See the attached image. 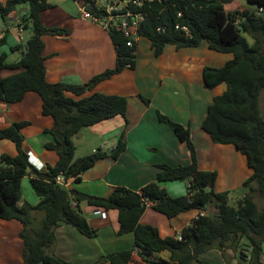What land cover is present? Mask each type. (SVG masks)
Wrapping results in <instances>:
<instances>
[{
  "label": "trees",
  "instance_id": "obj_1",
  "mask_svg": "<svg viewBox=\"0 0 264 264\" xmlns=\"http://www.w3.org/2000/svg\"><path fill=\"white\" fill-rule=\"evenodd\" d=\"M166 0L147 7V20L140 34L147 37L160 55L166 45L195 47L203 41L210 49L229 53L233 58L222 66L207 65L203 69L204 85L214 88L225 82L226 90L214 97L202 120L203 129L215 143L233 144L247 158L252 174L244 181L248 188L236 205L230 203V191H216V170H201L198 152L190 128L172 120L158 111V119L168 124L176 136L190 150V161L184 164H158L155 181L146 183L140 190L116 186L107 196L93 195L70 189L56 180L63 174L69 180L81 181L82 174L97 161L109 155L98 148L93 153L76 157V135L85 127L116 115L126 116L128 97L121 94L93 92L85 95L98 82L112 77L125 68L136 67L135 47L127 45L128 37L118 30L109 31L115 45L117 60L113 68L94 75L80 84L50 82L46 78L44 35H65L70 30L59 26H46L40 13L52 6L49 0L0 1V19L9 21L19 13L18 25L30 29L26 42L18 43L12 50H21V59L8 61V54L0 55V71L20 69L8 76L0 75V101L12 104L21 101L28 91L37 92L42 98V112L54 119V125L45 130L51 140L45 143L56 151L58 159L46 170H40L30 161L22 144V128L27 120L13 122L0 128V139L13 141L16 155H0V219H17L23 224L20 236L24 240V264H75L49 253L56 241V228L61 223L76 227L83 235L95 237L97 229L91 226L81 204L86 202L106 210L117 209L118 234L133 232L135 246L102 255L92 264H127L135 250L141 261L135 264H195L199 255L225 247L238 249L245 257V264H264V205L259 207L253 192L264 200V116L261 110V93L264 90V0H246L254 10L231 8L226 5L234 0ZM262 8V9H261ZM21 10V12H19ZM259 12V13H257ZM182 15L179 16L178 14ZM15 23V22H13ZM187 25L189 34L175 26ZM250 38V39H249ZM2 38L0 42H4ZM146 102L150 99L140 95ZM126 149L124 132L119 136L111 156L117 158ZM30 182L40 200L33 205L22 199V179ZM188 179L187 193L173 197L160 183ZM148 205L169 218L191 210L216 211L199 214L191 225L177 236L162 237L157 226L143 224L140 219ZM35 212L42 217L37 222ZM169 250L170 260L158 253ZM247 251L249 253H247ZM240 264H243L240 260Z\"/></svg>",
  "mask_w": 264,
  "mask_h": 264
},
{
  "label": "crops",
  "instance_id": "obj_2",
  "mask_svg": "<svg viewBox=\"0 0 264 264\" xmlns=\"http://www.w3.org/2000/svg\"><path fill=\"white\" fill-rule=\"evenodd\" d=\"M6 1V0H0ZM52 6L40 13L46 26H59L70 30L65 35H44L46 56V78L50 82H68L82 84L94 75L116 65L117 53L110 33L101 25L82 16L76 0H49ZM233 9L254 10L246 0H234L226 5ZM254 8V9H252ZM21 12V10H19ZM19 13L12 14V19H0V55L8 54V61L21 59V50L12 47L24 41V29L18 22ZM15 22V23H13ZM31 34V31H30ZM136 67L125 68L112 77L98 82L88 89L85 95L99 91L108 94H121L128 97L126 116L116 115L107 120L82 129L75 138L76 157L93 153L98 148L109 152L82 174L79 182L69 180L66 186L93 195L107 196L116 186H125L140 190L146 183L155 181L158 164L178 165L190 161V150L172 128L158 119L160 111L172 120L190 128L191 137L198 152V165L201 170H216V191H233L242 187L252 174L246 156L233 144H221L212 141L203 129L202 120L208 106L215 96L222 94L225 82L214 88L204 85L203 69L205 66H222L233 58L232 54L218 52L209 48L203 41L199 46L181 47L168 44L164 51L156 56L151 41L141 36L137 42ZM20 69H3L1 76H8ZM264 90L261 93L263 96ZM140 95L150 99L146 103ZM42 98L35 91H28L25 97L16 103L0 101V128L13 122L27 120L30 123L22 128L23 148L29 154L30 161L40 170L54 165L58 159L56 151L44 145L51 140L45 130L54 125V119L42 112ZM262 115L264 105L261 102ZM124 132L126 149L117 157L111 156L120 134ZM16 155V144L9 139H0V155ZM173 197L187 193L188 179H175L160 183ZM24 185L31 200L23 194ZM30 177L22 179V199L33 205L40 197L31 185ZM244 187V186H243ZM31 191V190H30ZM89 223L97 229L95 237L83 235L76 227L61 223L56 228V241L47 250L66 261L75 264H92L102 255L132 248L135 246L133 232L118 234L119 220L117 209H103L86 202L81 204ZM206 210L191 209L169 218L151 205L141 216L143 224L159 228L162 237L177 236L184 228L191 225L199 214L211 213ZM36 221L41 212L34 213ZM23 224L17 219H0V264H24V240L20 236ZM165 260H170L169 250L158 253ZM238 249L225 247L224 250L210 249L199 255L195 264H240ZM141 261L137 250L127 264ZM110 264V263H105Z\"/></svg>",
  "mask_w": 264,
  "mask_h": 264
},
{
  "label": "built area",
  "instance_id": "obj_3",
  "mask_svg": "<svg viewBox=\"0 0 264 264\" xmlns=\"http://www.w3.org/2000/svg\"><path fill=\"white\" fill-rule=\"evenodd\" d=\"M82 16L107 29L118 30L128 37L127 45L135 47L141 37L140 29L147 20L148 9L153 3L166 0H76ZM92 6V9L90 8ZM262 9V8H261ZM259 13V12H257ZM179 16L182 14L179 13ZM185 34H189L187 25L175 26ZM59 183L67 184L63 174L57 175ZM182 239V234L177 235Z\"/></svg>",
  "mask_w": 264,
  "mask_h": 264
},
{
  "label": "rangeland",
  "instance_id": "obj_4",
  "mask_svg": "<svg viewBox=\"0 0 264 264\" xmlns=\"http://www.w3.org/2000/svg\"><path fill=\"white\" fill-rule=\"evenodd\" d=\"M252 7H254V6H252ZM252 9H254V8H252ZM22 28V27H21ZM22 29H24V28H22ZM24 31H25V33H24V41L26 42L27 41V39L30 37V29H24ZM250 39V38H249ZM4 42H0V44H3ZM263 96H264V93H263ZM261 102H262V106L264 105V99H263V97L261 98ZM76 138V137H75ZM75 140V139H74ZM29 187L31 188V185H29ZM31 190V191H30ZM30 190H28V188H27V186L26 185H24V188H23V194H24V196L26 197V198H28V199H30L31 200V196H30V194H32L34 191H33V189L31 188ZM248 188H246V187H239V188H236L235 190H233V191H231L230 192V203L232 204V205H236L237 204V202L244 196V195H246L247 193H248ZM253 195H254V199L256 200V202H257V204L259 205V207H262L263 205H264V200H263V198L257 193V192H253ZM216 210L215 209H213L212 210V212H215ZM247 253H249L248 251H247ZM238 257H239V260H241V262L243 263V264H245L246 262H245V257H243V256H241V255H238Z\"/></svg>",
  "mask_w": 264,
  "mask_h": 264
},
{
  "label": "water",
  "instance_id": "obj_5",
  "mask_svg": "<svg viewBox=\"0 0 264 264\" xmlns=\"http://www.w3.org/2000/svg\"><path fill=\"white\" fill-rule=\"evenodd\" d=\"M220 1L219 0H216V1H214L213 3L214 4H218ZM91 9H92V6L90 7Z\"/></svg>",
  "mask_w": 264,
  "mask_h": 264
}]
</instances>
